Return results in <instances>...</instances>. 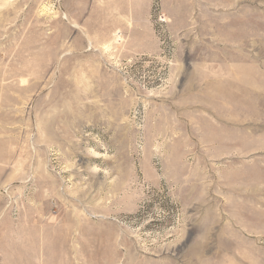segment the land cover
Segmentation results:
<instances>
[{
  "label": "rangeland",
  "instance_id": "obj_1",
  "mask_svg": "<svg viewBox=\"0 0 264 264\" xmlns=\"http://www.w3.org/2000/svg\"><path fill=\"white\" fill-rule=\"evenodd\" d=\"M0 264H264V0H0Z\"/></svg>",
  "mask_w": 264,
  "mask_h": 264
}]
</instances>
